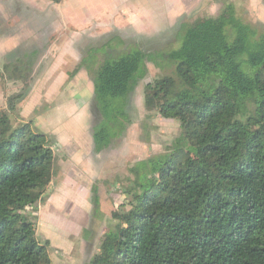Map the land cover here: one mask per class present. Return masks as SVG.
Instances as JSON below:
<instances>
[{"label": "trees", "instance_id": "16d2710c", "mask_svg": "<svg viewBox=\"0 0 264 264\" xmlns=\"http://www.w3.org/2000/svg\"><path fill=\"white\" fill-rule=\"evenodd\" d=\"M218 2L216 15L183 17L162 49L136 41L114 54L127 43L117 34L88 48L71 73L93 75L97 153L132 124L131 96L149 63L165 72L146 85L145 107L181 128L171 147L130 168L125 201L86 264H264V25L234 0ZM36 54L9 79L30 78ZM27 91L0 110V264H53L28 209L50 196L55 140L22 118Z\"/></svg>", "mask_w": 264, "mask_h": 264}, {"label": "rangeland", "instance_id": "374dc122", "mask_svg": "<svg viewBox=\"0 0 264 264\" xmlns=\"http://www.w3.org/2000/svg\"><path fill=\"white\" fill-rule=\"evenodd\" d=\"M234 1L239 12L252 23L264 25V5L253 11L243 1ZM219 7L195 8L189 12L190 18L216 15L221 4ZM181 19L182 16H174L171 20L164 19V23L161 19H154V23L137 19V22L130 23L127 19L118 18L116 24H108L106 29L87 34L79 48L70 50L62 64H58V58L57 65L53 63V57L60 53L59 50L52 51L44 59L47 51H38L33 58L30 78L26 74L18 80V76L16 80L9 79L15 73L12 70L14 64L32 53L36 44L31 41L23 48H14V42H11L13 46L6 48L2 35L0 110L8 108L11 95L22 91L24 85L28 86L25 106V100L17 106L20 114L55 140L53 148L59 172L49 186L50 196L38 208L28 209L30 217H36L37 236L50 242L53 264H86L99 251L104 234L115 222L112 212L125 201L123 188L128 186L132 177L130 168L137 161L171 147L173 139L181 133L177 121L163 118L157 111H149L145 107L146 85L165 72L149 63L148 75L131 96L128 111L132 124L112 146L97 153L92 130L100 116L94 102L93 75L84 67L71 76L77 67L73 56L83 57L88 48L98 46L117 34L123 36L127 43L111 53H121L136 41L147 50L162 49L175 40ZM9 22L13 24L12 20ZM53 41H56V36ZM8 63H13L9 72ZM95 196H98V204Z\"/></svg>", "mask_w": 264, "mask_h": 264}, {"label": "crops", "instance_id": "0c3cea01", "mask_svg": "<svg viewBox=\"0 0 264 264\" xmlns=\"http://www.w3.org/2000/svg\"><path fill=\"white\" fill-rule=\"evenodd\" d=\"M240 1L253 11L264 5V0ZM208 5L218 8L220 3L218 0H0V39L4 35L6 48L13 46L11 42L14 48H23L32 41L36 46L31 52L47 51L42 59L59 50L53 57L57 65L56 59L62 64L70 50L78 49L87 34L116 24L118 18L130 23L137 19L153 23L154 19H161L164 23V19L171 20L174 16L190 17L191 10ZM55 36L56 41H53ZM61 38L63 41H58ZM73 58L78 65L82 57Z\"/></svg>", "mask_w": 264, "mask_h": 264}]
</instances>
